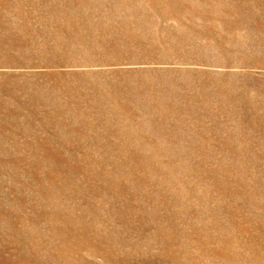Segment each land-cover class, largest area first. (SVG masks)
I'll use <instances>...</instances> for the list:
<instances>
[{"label":"rangeland","instance_id":"374dc122","mask_svg":"<svg viewBox=\"0 0 264 264\" xmlns=\"http://www.w3.org/2000/svg\"><path fill=\"white\" fill-rule=\"evenodd\" d=\"M0 264H264V0H0Z\"/></svg>","mask_w":264,"mask_h":264}]
</instances>
